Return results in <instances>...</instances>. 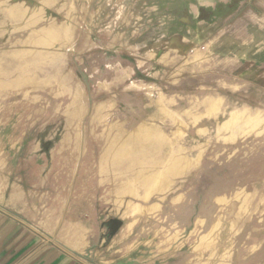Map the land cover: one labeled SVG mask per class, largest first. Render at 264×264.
Wrapping results in <instances>:
<instances>
[{"label": "rangeland", "instance_id": "1", "mask_svg": "<svg viewBox=\"0 0 264 264\" xmlns=\"http://www.w3.org/2000/svg\"><path fill=\"white\" fill-rule=\"evenodd\" d=\"M6 2L0 196L70 197L126 264H264L239 258L264 240V7Z\"/></svg>", "mask_w": 264, "mask_h": 264}, {"label": "crops", "instance_id": "2", "mask_svg": "<svg viewBox=\"0 0 264 264\" xmlns=\"http://www.w3.org/2000/svg\"><path fill=\"white\" fill-rule=\"evenodd\" d=\"M210 1L211 7H264L260 0ZM0 7V17L7 19L4 7L15 5L6 2ZM63 35L59 32L58 38ZM67 199H48L20 185L11 186L8 197L0 196V264H126L122 257L119 261L105 258V250L98 244L97 218L73 212L71 198ZM48 200L56 202L49 205ZM62 202L66 206L58 209ZM260 249H264V240L249 242L241 251L250 254L239 258L255 260Z\"/></svg>", "mask_w": 264, "mask_h": 264}]
</instances>
